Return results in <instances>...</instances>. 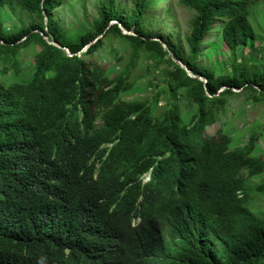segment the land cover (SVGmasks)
Listing matches in <instances>:
<instances>
[{"label": "trees", "instance_id": "16d2710c", "mask_svg": "<svg viewBox=\"0 0 264 264\" xmlns=\"http://www.w3.org/2000/svg\"><path fill=\"white\" fill-rule=\"evenodd\" d=\"M63 1L0 0L28 19L0 23V264H264V0H179L181 44L149 32L166 0H97L71 30ZM140 59L161 87L126 99ZM233 100L259 122L231 131Z\"/></svg>", "mask_w": 264, "mask_h": 264}, {"label": "rangeland", "instance_id": "374dc122", "mask_svg": "<svg viewBox=\"0 0 264 264\" xmlns=\"http://www.w3.org/2000/svg\"><path fill=\"white\" fill-rule=\"evenodd\" d=\"M179 0H166L159 4L157 11L154 14L153 19L148 21L147 26L149 28V32L156 35L161 36L163 38L173 40L177 44H181L183 41L184 35L188 31L189 25L188 21L190 20L192 13L186 9L183 5L178 3ZM97 0H64L63 4L60 7L59 21L66 29H74L75 27L83 26L87 23H91L92 20L97 15ZM118 8L129 7L131 2L129 0H117ZM264 7H260V10H263ZM0 23L2 26L9 28L11 31L16 32L22 24H27L28 19H25L21 13L15 11L11 13L10 10H0ZM216 38V37H215ZM214 38V39H215ZM213 39V40H214ZM106 44L102 47L105 52L102 57L95 56L93 57V61L101 66L102 64L107 66H114L115 70L118 71L121 69V65L115 64V61L112 59L113 54L108 52L110 50L111 43L109 40L105 41ZM209 42V40L207 41ZM259 42L254 45V48H257ZM206 56L202 57L200 63L207 64L209 60L212 59V52L210 51V47L203 46ZM86 51V47L83 51L78 55H81ZM222 51V49H221ZM220 51V52H221ZM250 49H244V54H249ZM68 53L67 50H65ZM223 53L227 52L226 49H223ZM107 53V54H106ZM152 60L150 59H140L139 64L135 67L130 74V81L135 82L138 85V90L129 95L125 96L126 99H134L138 98L141 100H146L152 98L155 95L158 87H161L162 82L156 78L157 70L153 71L154 66H152ZM22 69L30 72L32 63H28L27 61L22 62ZM165 105V102L162 98L157 100L158 108H161ZM235 110H241L240 103L238 101H231L228 103ZM241 116H237L234 121V128L231 131H238L243 127L248 126L250 123L259 122L255 118V112H258L261 108L256 111H251L249 107H242ZM233 110H228L227 115L230 116ZM249 115L248 117H246ZM255 115V116H254ZM261 116V115H259ZM262 127L260 130L264 131V120L260 119ZM221 124L219 122L211 125L209 127L208 133H213L217 128H219ZM246 140V137L243 138V142ZM260 153L264 154V141L260 142ZM147 179V178H146ZM260 180H257L255 184H258ZM256 209L264 213V200L259 202L256 206Z\"/></svg>", "mask_w": 264, "mask_h": 264}, {"label": "clouds", "instance_id": "9594fccd", "mask_svg": "<svg viewBox=\"0 0 264 264\" xmlns=\"http://www.w3.org/2000/svg\"><path fill=\"white\" fill-rule=\"evenodd\" d=\"M61 49H63L64 51L65 50H67L68 51V53H66L69 57H71L72 55H71V53L69 52V50L67 49V48H65V47H61ZM84 49V48H83ZM83 49L82 50H80L78 53H76V55L77 54H80L82 51H83ZM78 56H80V55H78ZM141 178H140V180L142 181V182H148L149 181V178H150V176H151V171H148V172H145V173H142L141 175ZM147 178V179H146ZM137 224H138V222H137ZM131 226L134 228V227H136V224L135 223H131ZM140 231H141V229H139V233H140ZM165 241L166 242H168L169 241V238H168V236L167 235H165ZM56 261H57V263H58V258H56ZM21 264V263H20Z\"/></svg>", "mask_w": 264, "mask_h": 264}, {"label": "water", "instance_id": "95a60500", "mask_svg": "<svg viewBox=\"0 0 264 264\" xmlns=\"http://www.w3.org/2000/svg\"><path fill=\"white\" fill-rule=\"evenodd\" d=\"M122 33H123V34H131V33L126 32V31H124V30H122ZM50 44H52V45H54V46H56V47H58V48H61L59 45H57V44H55V43H53V42L50 43ZM162 46H163L166 50H168V49L165 47L164 44H162ZM168 53L170 54L172 60H173L176 64H178V65H180L182 68H184V70L186 71V75H187L188 77H191V78H195V79L203 80V81H204L203 78L193 76V75L190 73V71L187 69V67H186L185 65H182L178 60H176V59L173 57V54H172L169 50H168ZM68 55H69V54H68Z\"/></svg>", "mask_w": 264, "mask_h": 264}]
</instances>
